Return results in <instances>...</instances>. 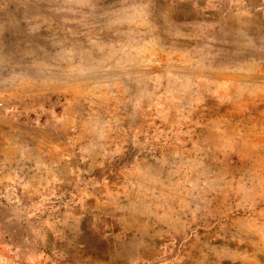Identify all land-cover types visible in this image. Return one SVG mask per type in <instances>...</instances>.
<instances>
[{
    "label": "rangeland",
    "instance_id": "374dc122",
    "mask_svg": "<svg viewBox=\"0 0 264 264\" xmlns=\"http://www.w3.org/2000/svg\"><path fill=\"white\" fill-rule=\"evenodd\" d=\"M0 264H264V0H0Z\"/></svg>",
    "mask_w": 264,
    "mask_h": 264
}]
</instances>
